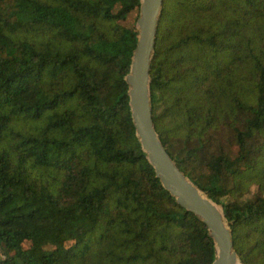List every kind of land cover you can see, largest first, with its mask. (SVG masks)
<instances>
[{
  "label": "trees",
  "instance_id": "obj_1",
  "mask_svg": "<svg viewBox=\"0 0 264 264\" xmlns=\"http://www.w3.org/2000/svg\"><path fill=\"white\" fill-rule=\"evenodd\" d=\"M139 5L0 0V264H211L135 135L122 21ZM150 77L167 152L242 264H264V0H164Z\"/></svg>",
  "mask_w": 264,
  "mask_h": 264
},
{
  "label": "water",
  "instance_id": "obj_2",
  "mask_svg": "<svg viewBox=\"0 0 264 264\" xmlns=\"http://www.w3.org/2000/svg\"><path fill=\"white\" fill-rule=\"evenodd\" d=\"M163 3L164 0H140L135 24L137 42L132 51L129 71L124 77L135 135L162 187L179 206L205 224L213 243L211 264L241 263L222 206L180 170L167 152L153 122L150 69Z\"/></svg>",
  "mask_w": 264,
  "mask_h": 264
},
{
  "label": "rangeland",
  "instance_id": "obj_3",
  "mask_svg": "<svg viewBox=\"0 0 264 264\" xmlns=\"http://www.w3.org/2000/svg\"><path fill=\"white\" fill-rule=\"evenodd\" d=\"M136 20H137V18H136V11H133L130 14H128L127 18L124 21H122V23L124 25H126V26L131 27V26H133V25L136 24ZM154 54H155V52H154ZM153 58H154V56H153ZM152 61H153V59H152ZM223 136L227 140H231L232 139V133H231V131L227 127H225L223 129ZM235 153H236V147L232 143L231 146H230V156L233 157L235 155ZM250 188H251V194H253V192L257 189V183H256L255 176H252V178H251ZM251 194L246 193L245 195H243L240 198V200H243L246 197L251 196ZM28 245H29L28 242H25L24 243V247H28ZM241 264H242V262H241Z\"/></svg>",
  "mask_w": 264,
  "mask_h": 264
},
{
  "label": "bare ground",
  "instance_id": "obj_4",
  "mask_svg": "<svg viewBox=\"0 0 264 264\" xmlns=\"http://www.w3.org/2000/svg\"><path fill=\"white\" fill-rule=\"evenodd\" d=\"M236 264H241L240 262H237Z\"/></svg>",
  "mask_w": 264,
  "mask_h": 264
}]
</instances>
